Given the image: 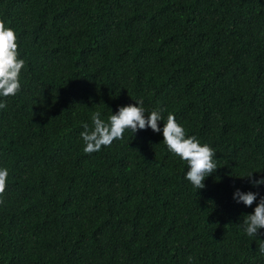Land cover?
Here are the masks:
<instances>
[{
  "label": "trees",
  "instance_id": "1",
  "mask_svg": "<svg viewBox=\"0 0 264 264\" xmlns=\"http://www.w3.org/2000/svg\"><path fill=\"white\" fill-rule=\"evenodd\" d=\"M0 21L25 61L0 97V264H264L243 225L264 197L243 179H264V0H0ZM135 104L215 151L202 190L151 129L83 151L94 113Z\"/></svg>",
  "mask_w": 264,
  "mask_h": 264
},
{
  "label": "clouds",
  "instance_id": "2",
  "mask_svg": "<svg viewBox=\"0 0 264 264\" xmlns=\"http://www.w3.org/2000/svg\"><path fill=\"white\" fill-rule=\"evenodd\" d=\"M17 36L13 29L6 27L0 21V97L15 96L20 90V74L25 67V61L20 59ZM142 104V102H141ZM5 102H0V109L5 108ZM163 109L145 113V109L137 104L119 107L115 114H111L108 121L100 119V113L92 115L93 129L89 131L84 124L81 138L84 142L83 151L86 154L99 152L102 147H109L115 140H122L126 131L132 135L138 130L151 129L153 133H162L163 143L175 156L179 157L187 165V173L184 178L198 191L205 185L204 181L218 169L216 153L207 144H201L195 136H187L185 129L176 122L172 114L167 116L163 128L159 127L163 116ZM8 170L0 168V197L7 188ZM253 187L264 185V179H254L253 173L245 178ZM233 199L237 203H243L250 207L257 201V193H243L236 190ZM3 203V200H0ZM244 231L249 237L256 239L264 235L260 230L264 229V197L256 203L253 213L243 218ZM260 252L264 253V241L260 240Z\"/></svg>",
  "mask_w": 264,
  "mask_h": 264
}]
</instances>
